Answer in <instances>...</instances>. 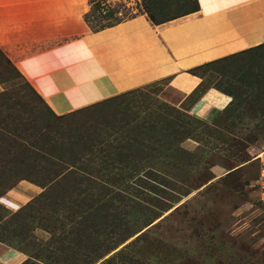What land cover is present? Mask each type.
Returning <instances> with one entry per match:
<instances>
[{"label":"rangeland","instance_id":"1","mask_svg":"<svg viewBox=\"0 0 264 264\" xmlns=\"http://www.w3.org/2000/svg\"><path fill=\"white\" fill-rule=\"evenodd\" d=\"M193 73L184 100L145 87L58 117L0 49V241L20 264H264V45ZM208 90L222 110L199 117Z\"/></svg>","mask_w":264,"mask_h":264},{"label":"crops","instance_id":"2","mask_svg":"<svg viewBox=\"0 0 264 264\" xmlns=\"http://www.w3.org/2000/svg\"><path fill=\"white\" fill-rule=\"evenodd\" d=\"M195 2L165 20L145 10L94 27L96 0H0V49L58 115L145 87L184 100L202 82L193 71L264 45V0ZM210 92L193 114L222 110ZM25 259L0 241V264Z\"/></svg>","mask_w":264,"mask_h":264},{"label":"built area","instance_id":"3","mask_svg":"<svg viewBox=\"0 0 264 264\" xmlns=\"http://www.w3.org/2000/svg\"><path fill=\"white\" fill-rule=\"evenodd\" d=\"M141 1L142 0H96V3L98 5L99 12L106 15L113 11L116 7H132L138 5ZM119 13H121V11Z\"/></svg>","mask_w":264,"mask_h":264},{"label":"trees","instance_id":"4","mask_svg":"<svg viewBox=\"0 0 264 264\" xmlns=\"http://www.w3.org/2000/svg\"><path fill=\"white\" fill-rule=\"evenodd\" d=\"M151 18H153L152 17V15H151ZM38 93V92H37ZM39 94V93H38ZM40 95V94H39ZM40 97L44 100V98L40 95ZM45 101V100H44ZM46 102V101H45ZM46 104L48 105V103L46 102ZM96 105V104H95ZM95 105H91V106H89V107H86V108H83V109H79V110H76V111H73V112H71V113H74V112H77V111H81V110H85V109H88V108H90V107H92V106H95ZM49 106V105H48ZM49 108L52 110V108L49 106ZM52 112L54 113V114H56L53 110H52ZM71 113H67V114H71ZM67 114H63V115H58V114H56L58 117H60V116H64V115H67Z\"/></svg>","mask_w":264,"mask_h":264},{"label":"bare ground","instance_id":"5","mask_svg":"<svg viewBox=\"0 0 264 264\" xmlns=\"http://www.w3.org/2000/svg\"><path fill=\"white\" fill-rule=\"evenodd\" d=\"M205 25V24H204Z\"/></svg>","mask_w":264,"mask_h":264}]
</instances>
